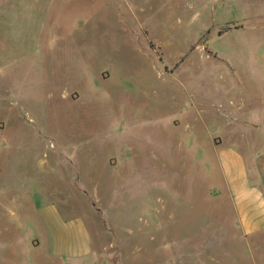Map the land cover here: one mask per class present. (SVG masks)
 Wrapping results in <instances>:
<instances>
[{
  "label": "rangeland",
  "instance_id": "374dc122",
  "mask_svg": "<svg viewBox=\"0 0 264 264\" xmlns=\"http://www.w3.org/2000/svg\"><path fill=\"white\" fill-rule=\"evenodd\" d=\"M0 118V264L35 258L9 207L37 181L85 212L103 264H177L182 236L199 264H252L224 239L219 161L264 155V0H0Z\"/></svg>",
  "mask_w": 264,
  "mask_h": 264
},
{
  "label": "crops",
  "instance_id": "0c3cea01",
  "mask_svg": "<svg viewBox=\"0 0 264 264\" xmlns=\"http://www.w3.org/2000/svg\"><path fill=\"white\" fill-rule=\"evenodd\" d=\"M4 133L5 128L0 124V147L3 146ZM219 163L224 194L230 201L240 235L231 238L224 236V239L235 240L246 246L252 264H264V155L256 161L255 170L242 152L233 149ZM2 169L0 167V208L6 207V199L14 192L11 187L5 188L10 176L4 174ZM37 182L36 195L32 191H25L24 199L17 201L14 197L15 201H10L13 207H9L14 208V215L20 208V218L31 219L39 230L38 236H33L27 243L29 252L35 257L29 264H103L104 251H97L94 247L85 212L70 206L64 190H53L45 187L42 182ZM128 237L143 241L148 236ZM181 239L176 248L177 264H199L194 247L188 242L182 245L184 236ZM228 251L233 253L231 249ZM158 253L160 256L161 251ZM143 254L142 248L137 249L132 252V256L127 255L126 264H151ZM208 255L213 264H232V259L238 256L235 253H223L222 257L218 256L224 262L220 263L218 258ZM115 257L119 259L120 255L112 249L110 264H116Z\"/></svg>",
  "mask_w": 264,
  "mask_h": 264
}]
</instances>
